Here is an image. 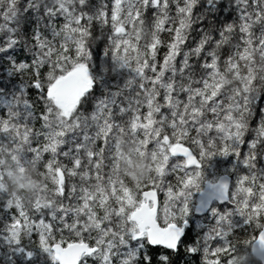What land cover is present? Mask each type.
<instances>
[{
    "label": "snow or ice",
    "instance_id": "snow-or-ice-1",
    "mask_svg": "<svg viewBox=\"0 0 264 264\" xmlns=\"http://www.w3.org/2000/svg\"><path fill=\"white\" fill-rule=\"evenodd\" d=\"M260 103L264 0H0V264H264Z\"/></svg>",
    "mask_w": 264,
    "mask_h": 264
},
{
    "label": "trees",
    "instance_id": "trees-1",
    "mask_svg": "<svg viewBox=\"0 0 264 264\" xmlns=\"http://www.w3.org/2000/svg\"><path fill=\"white\" fill-rule=\"evenodd\" d=\"M22 53H21V57H22ZM33 100L36 99L35 95H33L32 97ZM43 108V105L41 103H37L36 105V111L37 113H39V111H41ZM258 108H264V103H260L258 104ZM259 119V117L257 116V120ZM36 127H39V122H37ZM229 166V160H218L217 162V168L219 170H223L224 168ZM9 185L15 190L18 189L21 184L20 182L16 179L15 176H13L9 181H8ZM25 191L23 193H21L22 195L27 196L30 192V187L28 184H24L23 185ZM161 203L163 201V196L161 195L160 197ZM258 232H254L253 229L249 228L246 231H240L237 233L238 238L243 241L245 239L250 238V236L252 235H257ZM67 238V235H66ZM189 243L188 240L185 241V245H187ZM174 264H202V257L200 255H191L189 253H187L185 246H181L180 250L178 253L174 254ZM252 264H257L255 259H252Z\"/></svg>",
    "mask_w": 264,
    "mask_h": 264
},
{
    "label": "water",
    "instance_id": "water-1",
    "mask_svg": "<svg viewBox=\"0 0 264 264\" xmlns=\"http://www.w3.org/2000/svg\"><path fill=\"white\" fill-rule=\"evenodd\" d=\"M257 235H258V233H257ZM253 259H255V258H253Z\"/></svg>",
    "mask_w": 264,
    "mask_h": 264
}]
</instances>
